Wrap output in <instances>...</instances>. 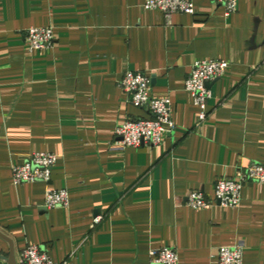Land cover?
<instances>
[{
	"label": "crops",
	"instance_id": "0c3cea01",
	"mask_svg": "<svg viewBox=\"0 0 264 264\" xmlns=\"http://www.w3.org/2000/svg\"><path fill=\"white\" fill-rule=\"evenodd\" d=\"M145 0H0V264H21L29 245L58 264H150L173 248L177 264H217L220 247H242V264H264V185L247 182L240 204L214 202V183L264 165V0H192L194 14H162ZM50 27L54 45L28 51L25 32ZM222 60L207 117L184 82L194 62ZM127 71L168 98L175 130L155 148L120 149L115 128L149 117L119 88ZM56 156L48 184L15 186L11 167L33 153ZM69 207L46 210L47 190ZM191 192L211 202L185 205Z\"/></svg>",
	"mask_w": 264,
	"mask_h": 264
},
{
	"label": "built area",
	"instance_id": "2783aa9c",
	"mask_svg": "<svg viewBox=\"0 0 264 264\" xmlns=\"http://www.w3.org/2000/svg\"><path fill=\"white\" fill-rule=\"evenodd\" d=\"M221 5L225 16L236 12V0H210ZM146 10H155L162 14L166 25L172 23L175 14H194L192 0H145ZM27 50L39 51L50 49L54 45L53 30L50 27L30 28L25 32ZM228 64L222 60H204L194 62L187 75L184 88L193 97V104L198 109L197 124L207 117V103L211 99L208 87L221 78ZM119 88L127 102L148 113L149 117L130 118L115 128L116 145L120 149L155 148L162 142L163 136L175 130L172 122V108L168 98L157 99L151 96L149 77L142 72L127 71L119 82ZM56 164V156L51 153H33L20 166L11 167L12 183L15 186L42 182L48 184ZM247 182L264 185V165L250 163L237 172L235 179H219L214 183V202L222 207L235 209L240 204L242 186ZM44 208L53 210L69 207V194L66 190H47L44 197ZM185 205L194 210H204L211 206L200 192H191ZM21 264H58L54 263L46 251L38 245L27 246L20 254ZM150 264H177L178 255L175 249L163 247L149 251ZM217 264H242V247H220Z\"/></svg>",
	"mask_w": 264,
	"mask_h": 264
},
{
	"label": "water",
	"instance_id": "95a60500",
	"mask_svg": "<svg viewBox=\"0 0 264 264\" xmlns=\"http://www.w3.org/2000/svg\"><path fill=\"white\" fill-rule=\"evenodd\" d=\"M211 85V84H210ZM210 85L208 86V87H210ZM9 264H11V261L9 260V262H8Z\"/></svg>",
	"mask_w": 264,
	"mask_h": 264
}]
</instances>
